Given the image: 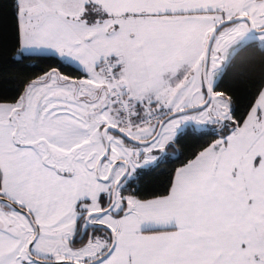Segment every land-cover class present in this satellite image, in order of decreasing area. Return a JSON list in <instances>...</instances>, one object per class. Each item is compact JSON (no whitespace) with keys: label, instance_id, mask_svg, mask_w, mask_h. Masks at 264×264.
Here are the masks:
<instances>
[{"label":"snow or ice","instance_id":"snow-or-ice-1","mask_svg":"<svg viewBox=\"0 0 264 264\" xmlns=\"http://www.w3.org/2000/svg\"><path fill=\"white\" fill-rule=\"evenodd\" d=\"M0 8V55L48 62L0 98V264H264V0Z\"/></svg>","mask_w":264,"mask_h":264},{"label":"trees","instance_id":"trees-1","mask_svg":"<svg viewBox=\"0 0 264 264\" xmlns=\"http://www.w3.org/2000/svg\"><path fill=\"white\" fill-rule=\"evenodd\" d=\"M12 26L11 10L0 8V29L10 30ZM48 62L45 60L34 59L22 62H13L7 55H0V98H11L16 94L17 87L22 81H28L37 75L42 74V70H47ZM241 69L237 68L233 74L225 78V87L243 89L244 84L240 82L239 76ZM211 141V137H201L200 133L189 128L182 135V138L173 148L167 151L172 153L175 159L181 154L185 157L197 150L200 145ZM178 166V165H177ZM163 176L145 175L141 181V186L145 188L156 187L163 180Z\"/></svg>","mask_w":264,"mask_h":264}]
</instances>
